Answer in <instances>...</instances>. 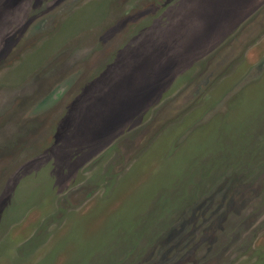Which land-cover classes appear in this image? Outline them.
<instances>
[{"label":"rangeland","instance_id":"obj_1","mask_svg":"<svg viewBox=\"0 0 264 264\" xmlns=\"http://www.w3.org/2000/svg\"><path fill=\"white\" fill-rule=\"evenodd\" d=\"M0 264H264V0H0Z\"/></svg>","mask_w":264,"mask_h":264}]
</instances>
